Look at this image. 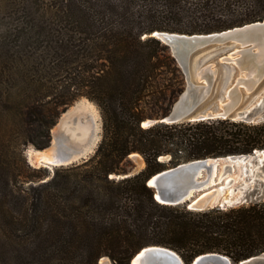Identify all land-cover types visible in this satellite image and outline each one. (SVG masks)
Wrapping results in <instances>:
<instances>
[{
	"label": "trees",
	"instance_id": "16d2710c",
	"mask_svg": "<svg viewBox=\"0 0 264 264\" xmlns=\"http://www.w3.org/2000/svg\"><path fill=\"white\" fill-rule=\"evenodd\" d=\"M263 18L264 0H0V264H130L149 244L184 264L205 252L235 264L264 252V201L194 210L157 201L146 184L181 162L264 150V121L142 124L166 115L185 87L153 31L210 33ZM81 96L99 108L101 138L91 156L46 178L22 150L49 146L60 112ZM133 152L144 167L112 175L128 172Z\"/></svg>",
	"mask_w": 264,
	"mask_h": 264
},
{
	"label": "water",
	"instance_id": "95a60500",
	"mask_svg": "<svg viewBox=\"0 0 264 264\" xmlns=\"http://www.w3.org/2000/svg\"><path fill=\"white\" fill-rule=\"evenodd\" d=\"M151 35L168 45L172 55L179 60L186 74V85L166 115L146 119L143 125L157 121L177 122L214 117H232L247 122L264 121V92L254 97L247 105H241L245 92L254 90L264 77V18L210 33L188 34L155 30ZM208 36L213 41L194 44L188 42L193 37ZM216 41L222 44L229 41L236 42L239 45L223 59L233 63L241 75L226 90V99L221 103L219 110L197 111L199 104L210 92L216 68L212 66L213 63L203 66L197 75L198 79L204 82H195L190 72L189 56L193 49L204 44L212 45ZM57 140L59 156H68L72 147L66 135L58 136ZM66 147L71 149L67 148L69 150L64 152L63 149ZM134 153L129 156L135 155ZM26 159L31 164L28 152ZM45 166L49 167V165ZM243 166H245L244 174ZM260 168H264V150H254L247 154L205 157L181 162L152 174L146 179V184L152 188L155 199L161 203L185 204L187 208L194 210L215 206L225 209L251 201H264V176L255 175L256 170ZM235 170L239 171L240 177L234 181V178L228 177L227 172L232 173ZM138 171L125 172L116 177H126ZM218 175L221 176L219 181H217ZM223 175L225 176L222 177ZM223 179L225 180L221 186L220 182ZM129 262L130 264H184L175 250L158 244H149L140 248L130 257ZM191 264L235 263L225 254L205 252L195 256ZM236 264H264V252L242 259Z\"/></svg>",
	"mask_w": 264,
	"mask_h": 264
},
{
	"label": "rangeland",
	"instance_id": "374dc122",
	"mask_svg": "<svg viewBox=\"0 0 264 264\" xmlns=\"http://www.w3.org/2000/svg\"><path fill=\"white\" fill-rule=\"evenodd\" d=\"M237 46H239L236 42H225L224 44L219 43V41H216L215 43H213L212 45L209 44H204L201 45L195 49H193L190 53L189 56V65H190V72H191V76L193 77V80L195 82H199L203 80H199L198 79V75L197 72L205 65L213 63L212 66L216 68V71L214 73V77L213 80L211 82V89L209 94L207 95V97L199 104V106L197 107V111H202V112H207V111H216L220 109L221 103L226 99L225 98V92L226 90L231 87L238 79V77L241 75V72L239 71V69L230 62H227L223 59V57L225 55H228L232 50H234ZM171 54L172 51L169 48ZM174 57V56H173ZM176 59V58H175ZM177 64L180 66L182 74L184 76L185 79V85H186V74L185 71L181 65V63L179 62V60L176 59ZM241 88L244 90V87L241 86ZM264 92V77L259 81L258 85L255 87L254 90H252L251 92H245V96L242 100V106L247 105L250 101H252V99L260 94H262ZM86 99V97L81 96L79 98H77L76 100H74L69 106H67L65 108V110L60 112L59 117L57 118L56 123L51 127V140L53 138V133L56 129V127L58 126V124L60 123V120L63 118V116L65 114H68L74 107L78 106V104L82 101ZM88 99V98H87ZM86 99V100H87ZM89 102H91L94 107L97 110V117L95 119L96 121V141L95 144L92 148V150L85 156L78 158L75 161H72L69 164L72 163H77V162H81L83 159L88 158L89 156H91L93 154V152L95 151L98 142L101 138V133H102V119H101V114L99 111V108L97 107V105L91 101V100H87ZM172 107V105H171ZM171 109V108H170ZM170 111V110H169ZM52 145V143L49 144V146H47L46 148H49ZM35 149V147L32 144H28L26 147H24V149L22 150V155L25 159V161L31 165L33 163H29L26 159V152L29 151V149ZM16 159L18 160V158L16 157ZM129 160H130V165H129V170L128 172H135L140 170L141 168L144 167V163L141 164V162L139 161L138 156L136 155H132L129 156ZM31 162V161H30ZM69 164H63V165H49V167L45 166V165H35L33 164V167L36 168H46L45 172L48 174L46 176L50 177L55 168H59L61 166H67ZM239 173L238 170H235L232 173L227 172L228 177H232V176H236ZM122 174V173H119ZM119 174H112L115 177ZM226 175V174H225ZM225 175H223L222 177H224ZM255 175L257 176H264V168H260L257 169L255 172ZM240 177V175L238 176ZM242 177V176H241ZM237 179V177H236ZM234 179V181L236 180ZM44 180V178L42 179ZM223 179L220 184L223 185L224 183ZM219 181V179L217 180ZM218 186V185H217ZM104 257V258H103ZM101 260H99V264H105V262H107L108 264H112L110 258H108L107 256H103Z\"/></svg>",
	"mask_w": 264,
	"mask_h": 264
},
{
	"label": "bare ground",
	"instance_id": "6f19581e",
	"mask_svg": "<svg viewBox=\"0 0 264 264\" xmlns=\"http://www.w3.org/2000/svg\"><path fill=\"white\" fill-rule=\"evenodd\" d=\"M213 41L211 37H193L189 43L192 44L197 42H210ZM182 45V44H181ZM87 99V98H86ZM82 100L78 106L74 107L68 114H65L60 120V123L56 127L53 138L51 140L52 145L49 148L44 149H29V159L31 163L35 165H58L65 164L67 162L77 160L85 155H87L93 148L96 141V117L97 110L94 105L87 101ZM65 134L70 147H72L71 152L68 156H59L58 151V140L57 137ZM66 147L63 151H68ZM62 151V150H61ZM138 156L141 164L144 163L143 157L139 153H134ZM245 166L242 167L243 174ZM239 174L232 176L236 179ZM221 176L218 175V179ZM222 186V184H221ZM104 258V257H103ZM102 257L100 258V260ZM105 264H108L105 262Z\"/></svg>",
	"mask_w": 264,
	"mask_h": 264
}]
</instances>
